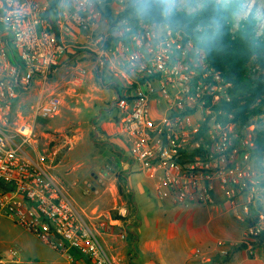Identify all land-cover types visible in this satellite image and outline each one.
<instances>
[{"label":"built area","instance_id":"1","mask_svg":"<svg viewBox=\"0 0 264 264\" xmlns=\"http://www.w3.org/2000/svg\"><path fill=\"white\" fill-rule=\"evenodd\" d=\"M108 1L0 0V214L68 264H119L103 240L114 225L101 227L97 211L86 213L50 171L38 120L60 112L63 97L45 89L70 52L93 50L76 38H93ZM98 43L105 46L93 50L102 79L121 88L116 107L132 167L152 184L156 199L183 209L224 205L245 227L241 239L217 241L221 259L238 249L242 260L264 264V165L253 151L255 126L236 120L233 84L167 24L124 18ZM87 74L76 72L70 84L81 86ZM36 86L41 93L29 119L19 116L11 127L19 98ZM105 179L102 171L85 181V194H99ZM113 209L119 219L129 216L126 204Z\"/></svg>","mask_w":264,"mask_h":264},{"label":"rangeland","instance_id":"2","mask_svg":"<svg viewBox=\"0 0 264 264\" xmlns=\"http://www.w3.org/2000/svg\"><path fill=\"white\" fill-rule=\"evenodd\" d=\"M128 1L125 0L122 6V3L111 0L105 7L109 6L112 16L116 18L124 10L123 8H126ZM255 2L264 12V0H249L248 6H254ZM104 9H102L103 18L99 21L93 36V43H89L95 51L105 47L101 43L94 45L96 40L101 35L106 36L112 28L108 24V18L105 17ZM110 43L108 39L106 46ZM93 50L85 47L75 49L73 55L79 54L82 59L62 65L58 75L45 89V94L54 92L63 97L61 110L52 118L38 120L41 146L50 156L46 159L48 163L51 162L50 171L64 182L74 200L85 209L87 203H92V206L96 204L95 199L103 191L108 190L107 187L111 182L116 179L119 183L120 174L125 172L130 178L135 175V173L131 174L129 144L121 131V114L116 107V90L107 77L102 79L101 75V78L97 79L101 68L98 63V53ZM83 69L87 70L88 74L92 73V77H88L87 74L81 86L70 84L76 72ZM40 93L41 88L36 86L31 94L19 98L10 119L11 127L15 126L14 122L20 121L19 116L29 119L30 107L37 101ZM262 163L264 165V160ZM102 171L105 172L107 179L104 184L99 185V194H88L86 195L88 198L85 199L84 182L95 180ZM131 194L126 190L123 194L120 192L122 201L130 208H132ZM199 207L202 208L197 222L205 224L206 234L221 240L220 238L227 236L232 229L237 234L224 240L241 239L242 229L245 226L238 223L226 211L224 205H219L217 210L206 206ZM192 209L194 208L186 210ZM0 255L6 260L5 264H68L64 257L43 243L36 235L2 214H0ZM235 264L242 263L237 260Z\"/></svg>","mask_w":264,"mask_h":264},{"label":"trees","instance_id":"3","mask_svg":"<svg viewBox=\"0 0 264 264\" xmlns=\"http://www.w3.org/2000/svg\"><path fill=\"white\" fill-rule=\"evenodd\" d=\"M111 1V0H109ZM108 1V2H109ZM249 0H129L116 18L109 6L105 17L110 27L124 18L151 24H167L192 40L207 54L209 63L234 86L236 120L242 127L255 126L253 151L264 160V12ZM98 72L97 79L101 78ZM117 92L121 88L113 84ZM262 168V166H261ZM263 169V168H262ZM129 175L118 176L121 194L130 192ZM264 239V235L262 236ZM236 249L228 264L239 257ZM220 257V255L218 254ZM221 258V257H220Z\"/></svg>","mask_w":264,"mask_h":264},{"label":"crops","instance_id":"4","mask_svg":"<svg viewBox=\"0 0 264 264\" xmlns=\"http://www.w3.org/2000/svg\"><path fill=\"white\" fill-rule=\"evenodd\" d=\"M76 40L92 44L90 40L93 38L87 40L79 36ZM74 52L65 57L63 64L82 59L79 54L73 55ZM88 75L92 77V73ZM135 169L132 167L131 174L135 175L128 180L132 208L122 201L116 179L111 182L109 190L95 199V205L87 203L86 209L79 205L88 214L97 211L101 227L103 224L114 225V234L103 238L113 258L119 264H219L221 258L216 251L219 238L206 234L205 224L197 222L202 207L188 211L157 200L152 184ZM84 195L87 199L88 194ZM118 203L128 206L127 218L119 219L113 209ZM124 232L127 237L123 240L119 234ZM234 234L237 232L231 229L220 239H230ZM237 260L242 264H261L244 261L242 255L228 264H235Z\"/></svg>","mask_w":264,"mask_h":264},{"label":"water","instance_id":"5","mask_svg":"<svg viewBox=\"0 0 264 264\" xmlns=\"http://www.w3.org/2000/svg\"><path fill=\"white\" fill-rule=\"evenodd\" d=\"M96 135H97V133H96Z\"/></svg>","mask_w":264,"mask_h":264}]
</instances>
